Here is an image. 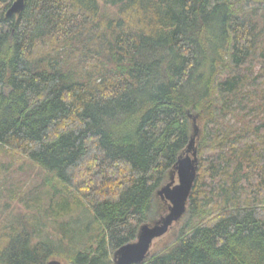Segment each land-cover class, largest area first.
<instances>
[{
    "label": "trees",
    "instance_id": "trees-1",
    "mask_svg": "<svg viewBox=\"0 0 264 264\" xmlns=\"http://www.w3.org/2000/svg\"><path fill=\"white\" fill-rule=\"evenodd\" d=\"M12 1L0 0V150L44 179L1 224L0 264H116L168 208L157 191L190 113L200 175L141 264H264V0H26L7 17Z\"/></svg>",
    "mask_w": 264,
    "mask_h": 264
},
{
    "label": "water",
    "instance_id": "water-1",
    "mask_svg": "<svg viewBox=\"0 0 264 264\" xmlns=\"http://www.w3.org/2000/svg\"><path fill=\"white\" fill-rule=\"evenodd\" d=\"M26 0H15L8 8L6 15H19L25 7ZM193 120V133L190 141L170 172L167 181L157 195L167 202L168 208L157 219L140 225L137 238L119 247L113 254L116 264H141L152 253L156 239L165 236L185 216L199 175V146L201 127L198 124L199 114L190 113ZM176 176L179 182L175 183ZM54 257L46 264H63L64 259Z\"/></svg>",
    "mask_w": 264,
    "mask_h": 264
},
{
    "label": "rangeland",
    "instance_id": "rangeland-1",
    "mask_svg": "<svg viewBox=\"0 0 264 264\" xmlns=\"http://www.w3.org/2000/svg\"><path fill=\"white\" fill-rule=\"evenodd\" d=\"M200 125L201 123L198 122ZM200 157V156H199ZM0 227L7 218L9 213L21 214L25 212V208L19 201V197L22 195V192L30 188L34 189L38 184L44 179V172L33 162L27 160L25 156L20 153L11 151V150H0ZM199 175H200V161H199ZM198 175V178H199ZM170 181V179L168 180ZM178 177L176 176L175 183H178ZM47 197V196H46ZM161 198V197H160ZM13 202V205L8 207V202ZM163 201V200H162ZM159 210H157L152 215V220L157 219L160 215ZM154 218V219H153ZM55 228L52 223H48V231L53 232ZM170 231L163 236L162 238L156 239L154 245L156 248L161 244V241L167 237ZM54 234V233H53ZM158 244V245H157ZM55 255V257L63 258V264H70L66 256ZM54 258L53 256L50 258ZM63 260V259H62Z\"/></svg>",
    "mask_w": 264,
    "mask_h": 264
},
{
    "label": "flooded vegetation",
    "instance_id": "flooded-vegetation-1",
    "mask_svg": "<svg viewBox=\"0 0 264 264\" xmlns=\"http://www.w3.org/2000/svg\"><path fill=\"white\" fill-rule=\"evenodd\" d=\"M15 0L12 1V3L14 2Z\"/></svg>",
    "mask_w": 264,
    "mask_h": 264
},
{
    "label": "bare ground",
    "instance_id": "bare-ground-1",
    "mask_svg": "<svg viewBox=\"0 0 264 264\" xmlns=\"http://www.w3.org/2000/svg\"><path fill=\"white\" fill-rule=\"evenodd\" d=\"M59 193V192H58Z\"/></svg>",
    "mask_w": 264,
    "mask_h": 264
}]
</instances>
